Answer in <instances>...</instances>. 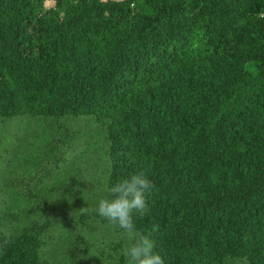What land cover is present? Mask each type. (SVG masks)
<instances>
[{
    "label": "trees",
    "instance_id": "1",
    "mask_svg": "<svg viewBox=\"0 0 264 264\" xmlns=\"http://www.w3.org/2000/svg\"><path fill=\"white\" fill-rule=\"evenodd\" d=\"M138 171L166 264H264V0H0V264H126Z\"/></svg>",
    "mask_w": 264,
    "mask_h": 264
},
{
    "label": "clouds",
    "instance_id": "2",
    "mask_svg": "<svg viewBox=\"0 0 264 264\" xmlns=\"http://www.w3.org/2000/svg\"><path fill=\"white\" fill-rule=\"evenodd\" d=\"M154 187L145 172L138 171L109 187L110 199L101 198L94 209L83 207L84 211L95 212L123 230L128 241L122 250L126 264H166L164 255L155 250L156 244L151 235L139 232L134 223V215L147 212V198ZM5 236L8 237L7 232Z\"/></svg>",
    "mask_w": 264,
    "mask_h": 264
}]
</instances>
